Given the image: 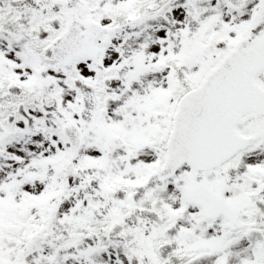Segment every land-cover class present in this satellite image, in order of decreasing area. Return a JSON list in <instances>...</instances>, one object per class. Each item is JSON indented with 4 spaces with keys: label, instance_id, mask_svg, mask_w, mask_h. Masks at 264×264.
<instances>
[{
    "label": "snow or ice",
    "instance_id": "obj_1",
    "mask_svg": "<svg viewBox=\"0 0 264 264\" xmlns=\"http://www.w3.org/2000/svg\"><path fill=\"white\" fill-rule=\"evenodd\" d=\"M0 264H264V0H0Z\"/></svg>",
    "mask_w": 264,
    "mask_h": 264
}]
</instances>
